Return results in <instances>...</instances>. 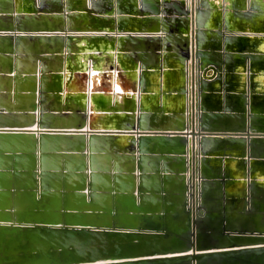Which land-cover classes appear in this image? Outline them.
<instances>
[{
	"label": "water",
	"instance_id": "water-1",
	"mask_svg": "<svg viewBox=\"0 0 264 264\" xmlns=\"http://www.w3.org/2000/svg\"><path fill=\"white\" fill-rule=\"evenodd\" d=\"M194 10L190 119L186 0H0V264H264V193L250 189L264 163V119L247 108L246 81L229 86L226 76L253 71L256 56L226 19L216 46L204 45L210 29ZM112 40L134 57L117 65L139 69L105 88L92 80L94 51ZM135 41L163 44H120ZM154 73L159 93L145 79ZM99 90L115 104L102 107ZM150 95L166 110L151 111ZM238 178L248 189L228 192Z\"/></svg>",
	"mask_w": 264,
	"mask_h": 264
},
{
	"label": "crops",
	"instance_id": "crops-1",
	"mask_svg": "<svg viewBox=\"0 0 264 264\" xmlns=\"http://www.w3.org/2000/svg\"><path fill=\"white\" fill-rule=\"evenodd\" d=\"M198 3L200 4L201 8L204 9L203 22L210 29L203 33L202 43H204V45H207L208 47H212V48L216 46L217 40H215L214 32H216L217 30L216 26L219 25L220 27V23H224L225 19L228 22L229 28L231 26V29H235L234 32L248 33V34H244L248 36L241 40H243L242 42H244V44H247V46H249L250 49H252V51H250L249 53H253V55L256 56L254 58L255 69L249 72L245 71L244 69H239V70L237 69L231 71L226 76H227V80H230L229 86H231L232 83L237 84L238 86L239 84H241L240 86H242L243 82L246 81L245 96L247 100V108L250 109L251 106V108H253L255 112L258 115H260V117L262 116L260 120L264 119L263 118L264 91H262L264 90V68H262L264 67V0H199ZM221 29L225 33L230 32L228 30H225V28L224 30L223 28ZM61 43L63 44L64 41H62ZM53 44L55 45V43ZM97 44L100 50L94 51L93 60L95 61V70H94V76L92 78V80L95 79V81H97V85H99L100 87L110 88V85L111 86L114 85V82L117 80L123 82L127 80L131 81L134 78L136 79V73L134 77V72L138 73L139 68H135V70L132 71L122 67L123 64L127 66L129 61H131V63L129 64L130 65L132 64L131 66H133L134 57L130 55L131 52L116 50L118 48L117 47L118 43L115 42L114 40H112V42L110 41V43L106 41V42H99ZM120 44H123L122 46H126L127 48H131L133 45L134 46L141 45L144 48L149 49L153 47H159L163 43L156 44V43H144L142 41L141 42L135 41V43L122 42ZM170 45L175 46L177 45V42L171 41L169 43V46ZM121 52H126V53H124L125 54L124 55ZM222 52H223V48L221 49V53ZM151 53L152 52L147 51L145 64L148 66H153V65L155 66V64L158 63L156 61V59L158 58L155 55L153 56V54ZM221 56L223 58V55ZM117 59L122 62V65L120 66L117 65ZM108 61H110V63ZM88 63H89V58H88ZM117 66L119 67V70L116 69ZM117 72H119V74ZM147 75H145V79L148 81L147 85L150 84L149 88L153 89L154 93L156 92L159 93V90L157 91V88H159L157 86V83L158 82L160 83V80L158 79L157 76L158 74L156 73L149 74L148 78ZM164 79L165 81L162 82L161 87H163L164 90L165 89L171 90L170 88L172 87V79L165 77ZM206 80H207V85L210 88L212 87L214 88L219 84L217 83V79L214 78L213 79L206 78ZM100 90H99L100 93H98L99 95L98 94L97 95L99 98L100 105L102 107H106V106L108 107L109 105L112 106L113 104H115V102L113 103L111 99L110 100L112 102L110 100H107V98L105 97L106 93L104 94L103 91ZM109 91L110 90L108 91L106 90V92ZM216 92L220 94V91L218 92L213 89L207 92V96L209 100H212V102H214L213 97L216 96ZM234 92H235L234 88L229 89L227 91L228 95H230V98L232 99V100L230 99V101L228 102L230 106L234 104L233 101ZM160 96L163 98V93ZM150 97H151V101L148 103V108L151 111L155 110L156 112H163L166 110V105H167L166 103L155 100L157 98H155L153 95H150L149 98ZM173 106H176V102L174 101L168 104L169 109H173L174 108ZM225 159L228 161L225 164L227 171L232 170L236 173L240 171L239 170L240 163L238 160H234L232 158H225ZM254 166L256 168L255 167L253 168L252 173L254 174V176H256V178H255V182L252 183L250 189L256 194L264 193V179L257 177L264 175V163L258 162L257 164H254ZM236 167L237 169H235ZM209 168L214 173L219 171V162L212 160L210 162ZM249 184H251L250 179L249 182L245 183L244 178H238V181H235L233 183L227 182L225 188L228 192L237 191L238 188L240 190H244V189L247 190ZM225 188L223 187V189Z\"/></svg>",
	"mask_w": 264,
	"mask_h": 264
},
{
	"label": "bare ground",
	"instance_id": "bare-ground-1",
	"mask_svg": "<svg viewBox=\"0 0 264 264\" xmlns=\"http://www.w3.org/2000/svg\"><path fill=\"white\" fill-rule=\"evenodd\" d=\"M186 1H187V4H188V7H189V12L191 11L190 12V14H191L190 17H191V24L192 25L190 26V28L191 27L193 28V30H192L193 37L191 38L192 39V42H190V45H189V38L187 40L188 41V49H187V52H189V54H188V57L185 60V68H186V73H187L186 74L187 75V77H186L187 78V81H186V84H185V89L187 91L188 106L185 108L184 113H185V115L188 116V118L191 119V118L194 117V113L196 112V109H195V106L196 105H195V103H196V98H197V92L195 91V94H193V85H195V87H197V83L196 82H197V72H198V67H197L198 59H197V48H196V38H195V35H196L195 34V29H196V16H195L194 7H195V5L198 7L199 0H186ZM190 17H189V19H190ZM189 24H190V21H189ZM191 39H190V41H191ZM189 46H190V51H189ZM94 70H95V68L93 69L92 78L94 76ZM193 82H194V84H193ZM235 169H237V167Z\"/></svg>",
	"mask_w": 264,
	"mask_h": 264
},
{
	"label": "rangeland",
	"instance_id": "rangeland-1",
	"mask_svg": "<svg viewBox=\"0 0 264 264\" xmlns=\"http://www.w3.org/2000/svg\"><path fill=\"white\" fill-rule=\"evenodd\" d=\"M198 5L201 8V6H200L199 3H198ZM189 21H190V19H189ZM196 21H197V19H196ZM196 28H197V24H196ZM189 30H190V32H189V35H188L189 37L188 38H189V45H190V42H192V39L191 38L193 37V35H192L193 34L192 33L193 28L191 27ZM195 34H196V29H195ZM190 39H191V41H190ZM196 48H197V59L199 60L200 59V56H199L198 52L200 51L201 48L198 47L197 44H196ZM189 51H190V46H189Z\"/></svg>",
	"mask_w": 264,
	"mask_h": 264
},
{
	"label": "built area",
	"instance_id": "built-area-1",
	"mask_svg": "<svg viewBox=\"0 0 264 264\" xmlns=\"http://www.w3.org/2000/svg\"><path fill=\"white\" fill-rule=\"evenodd\" d=\"M198 73V72H197ZM197 83V82H196ZM194 84V82H193ZM195 91L197 92V87H195V85H193V94H195Z\"/></svg>",
	"mask_w": 264,
	"mask_h": 264
}]
</instances>
